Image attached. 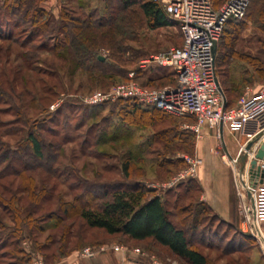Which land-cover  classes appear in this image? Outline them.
<instances>
[{
  "label": "rangeland",
  "instance_id": "obj_1",
  "mask_svg": "<svg viewBox=\"0 0 264 264\" xmlns=\"http://www.w3.org/2000/svg\"><path fill=\"white\" fill-rule=\"evenodd\" d=\"M5 1L9 3L13 0H0V15L3 19ZM224 1L219 0L217 3L214 0L213 4L220 6ZM106 5L117 7V2L35 1V6L44 8L49 15L45 17L52 21L48 30L53 27V22L58 28L65 20L68 21V17L105 14ZM131 9L134 11L118 13L111 29L112 33L119 31L113 35V48L103 44L97 47L101 60L106 59V63L114 66L115 71L111 73L77 69L66 47L47 50L61 40L62 34L56 27L52 33H43L37 28L33 44L42 45V48L29 55V59L25 58L28 48L20 46L21 39L17 42L20 45L0 40V142L3 144L0 145V194L7 201L11 196H16L14 207L21 210L22 223L28 221L23 211L32 209L34 213L31 219L41 226L40 230L32 228L28 232L27 227L21 224V229L11 235L14 213L9 212L8 203H1L0 264H28V259L32 258L42 264H54L69 253H56L53 256L62 242L61 230L54 227V219L48 218V215L60 209L64 202H73L84 188L99 192L101 187L110 189L114 184L131 182H138L167 200L172 221L178 227L188 229L187 234L206 253L210 264H251L249 254L223 252L226 247H232L227 246L226 241L237 235L239 223H245L244 228H247L250 221L245 209L248 204L245 191L246 186H252L253 182L248 156L245 159L246 152H239L245 140L243 137H237L240 142L236 147L238 155L227 159L232 177L231 191L238 193V198L230 220L225 221L212 209L201 207L202 188L197 181L201 160L195 168L194 177L174 186L167 184L190 168V160L200 159L195 151V143L201 139V132L197 134L184 128V125L194 123L193 117L158 112L162 120L157 119L153 123L145 115L135 117L131 112L126 114L125 109L129 110V106L121 101L100 104L84 102L86 97L95 92L108 93L114 86L130 81L145 89L175 84L174 74L169 69L140 67L141 61L148 56L181 45L178 26L171 24L150 28L137 6ZM63 14L66 15L65 20H61ZM4 28L5 25L2 26ZM11 28L15 34L24 29L21 24ZM227 28L219 40L220 56L216 65L220 86L227 97L236 99L246 90L254 92L264 87V0H257L256 3L252 1L245 18ZM21 34L24 37L27 33L21 31ZM232 41H235L234 56L227 60L225 54L229 52L228 46ZM115 48L119 49L117 53ZM112 53L118 55V59L113 58ZM130 72H134L132 77L129 76ZM227 72L232 73L227 75ZM243 78H247L248 82L242 81ZM229 85L231 88L227 90ZM162 129L183 133V139L186 135L189 138L183 141L172 139L168 146H164V143L153 138ZM29 130L36 133L40 140L44 155L41 160L24 158V146L18 140ZM211 130L217 152L225 157L219 134ZM223 140L225 144H235L229 134L224 133ZM8 149H11V157L20 158L23 162L1 159L2 150ZM12 171H24L22 174L26 177L14 175L17 173L12 174ZM239 177L241 180H238ZM26 188L29 190L25 191ZM31 188L37 197L29 194ZM178 193L181 194L179 199L176 198ZM91 202L93 206L98 204L94 199ZM2 207L7 209L3 210ZM62 223H74L71 241L82 242L80 248L73 250L79 254L85 247L93 250L105 248L104 251L108 248L112 251L123 249L130 251L134 257H143L153 263L189 264L152 239L132 240L122 234H106L100 229H82V221L77 216ZM193 223H197L194 235L189 229ZM4 241L13 244L2 248L1 243Z\"/></svg>",
  "mask_w": 264,
  "mask_h": 264
},
{
  "label": "trees",
  "instance_id": "obj_2",
  "mask_svg": "<svg viewBox=\"0 0 264 264\" xmlns=\"http://www.w3.org/2000/svg\"><path fill=\"white\" fill-rule=\"evenodd\" d=\"M35 1L36 0H13L9 3L5 1V19H3L0 15V40H7L17 45V42L21 39L22 43L21 45H18L28 48L27 53H25V58L27 57L28 59L29 55H33L34 52L39 50V48H42V45L36 46L33 44L35 33H37V28L42 30L43 33H49L50 31V33H52L54 27H56V23L53 22V27L48 30V25H50L52 21L45 17L48 14H46L44 8L35 6ZM213 1L214 0H212V3ZM215 1L218 3L219 0ZM252 1L255 3L257 2V0H251L250 3H252ZM116 2L117 7L106 5L105 9L107 10V13L100 16L88 14L85 17H81L78 15L74 17H68V21H66V15L63 14L61 20H65V22H61L62 24H60L58 28L56 27L60 31V34H62L61 40L60 42L54 43L52 47H47V50L66 47L67 52L74 61L77 69H82L86 72L96 71L99 73H111L112 71H115L114 66L112 64L106 63V59H99L97 47L103 44L107 47H110V49L113 48V35L119 31L112 33L111 29L114 25V22L117 20L119 12H133L134 10L131 8L132 6L136 5L141 15H143V17L146 19L150 28H159L175 24L163 12L158 3L154 2L153 0H116ZM4 20H6V22H4ZM238 22L241 21H227L222 35L227 31L228 26L235 23L237 24ZM20 24L24 28L21 29V31L27 33L24 37H22L21 31L18 34H15L11 28V26H20ZM3 25H5L4 29H2ZM234 43L235 41H232V44L228 46L229 52L227 51L225 54L227 60L234 56ZM218 44L219 41L217 43L215 64H217L216 60L218 61V56H220ZM114 50L117 53L119 49L115 48ZM111 51L113 52V50ZM112 55L113 58L118 59V55L115 56L113 53ZM222 57L221 59H223ZM226 67L225 69H227ZM216 73L218 77V68L216 69ZM227 75H229L228 72ZM244 80L248 82L247 78L242 79V81ZM230 88L231 85L227 87V90ZM223 92L226 98V106L229 107L234 105L237 99L234 102L232 101L233 99L227 97L224 90ZM120 101L129 106V110L125 109V113L131 112L132 114H135V117H141L142 115H145L150 118L153 123L157 119L162 120V115H159L158 112H164L152 105L141 104L132 98L119 99L115 103ZM169 130L162 129L160 132L154 134L153 138L164 143V146H168L172 139H180L183 141L185 138H189L186 135V137L183 139V133L179 134V132ZM169 132L170 134H168ZM18 141L19 144L21 143L22 146H24L22 150L26 160L27 157L33 158L35 160H41L44 157L40 140L38 139L36 133H34L32 130H29L23 134ZM0 145L3 144L0 142ZM10 150L11 149H8V151L2 150L1 159H8L9 161L20 163V158L14 159V157H11L12 155L10 156ZM28 169L30 168H26V170ZM49 170L51 171L50 168ZM23 172L24 171L17 173L12 171L11 173H17L14 175H21L24 178L26 176L22 174ZM24 190L28 191L29 189L26 188ZM100 190L101 191L97 192L92 190V188H84L82 192L74 198L73 202H64L60 205V209L48 215V218L54 219V227L61 230L60 234L62 242L59 245L57 251L53 253V256L56 253H59V255L70 253L71 251L82 246V242L80 241H77L76 243L71 241V238L74 235L71 231V227H73L74 223H62L66 219L77 216L82 221V229H100L106 234H122L132 240L152 239L154 242L167 248L172 254L185 259L189 264H210L206 254H204L203 251L199 249L197 244H195L187 234L189 232L188 229L178 227L172 221L166 199H162L159 195L154 194L151 189L146 188L144 185L139 184L138 182L114 184L110 189L105 186L101 187ZM30 193L32 197H34V195L36 196L35 190L32 188L29 194ZM180 195L181 194L178 193L176 198L179 199V197H181ZM92 199L98 201L96 206L92 205ZM16 200V196L13 195L7 201L0 194V204L2 203L6 205V203H8V208L10 210L9 212L14 213V215H12L14 223L12 232H10V234L13 235L16 233L15 230L21 229V224H24V226L27 227L28 232H30L32 228H37L40 230L41 226L37 223L35 224V219H31V215L34 213V210L32 209L23 211V214L25 218L28 219V221H26V223H22V215L19 213L21 210L14 207ZM201 203L203 204L201 205L202 208L210 210L208 205L203 202ZM2 208L3 210L7 209L6 207ZM196 226L197 223H193V225L189 227L192 232L191 234L193 235L196 232ZM1 227L2 225L0 224V228ZM241 235L243 236V234L238 230L237 235H233L230 237V239H227V246L232 245V247H226V249L223 251L225 252L224 254L237 251L239 245L234 243L235 241L233 237ZM9 242L10 243H7V241L2 242L1 247L5 248L9 244H13L11 241ZM17 245L18 243H16L15 246ZM29 261L30 260L28 259L27 263H29Z\"/></svg>",
  "mask_w": 264,
  "mask_h": 264
},
{
  "label": "built area",
  "instance_id": "obj_3",
  "mask_svg": "<svg viewBox=\"0 0 264 264\" xmlns=\"http://www.w3.org/2000/svg\"><path fill=\"white\" fill-rule=\"evenodd\" d=\"M177 26L182 43L148 56L141 61V69L158 67L169 69L175 77V84L159 89H145L130 81L114 86L108 93H93L84 99L89 104L132 98L144 105H152L166 114L177 117H193L194 123L184 125L199 134L203 126L214 129L219 134V124L223 132L233 137H243L240 151L248 140L264 130V87L258 91L246 90L235 104L226 106V98L220 86L212 47L218 43L229 20L241 21L245 18L251 0H225L215 7L212 0H153ZM217 50V48H216ZM134 72H130L132 77ZM218 81L219 84L216 83ZM264 137L247 152L248 161L254 158L256 149ZM264 169V161L257 162ZM190 168L178 174L168 186H174L195 176V168L200 159L190 160ZM252 186H246L254 199L258 223L264 221V178L256 176L250 168ZM262 180V181H261ZM249 203L245 205L247 210ZM116 248V247H115ZM105 248L93 250L85 247L81 254L94 256Z\"/></svg>",
  "mask_w": 264,
  "mask_h": 264
},
{
  "label": "crops",
  "instance_id": "obj_4",
  "mask_svg": "<svg viewBox=\"0 0 264 264\" xmlns=\"http://www.w3.org/2000/svg\"><path fill=\"white\" fill-rule=\"evenodd\" d=\"M231 73L232 72H229V75ZM236 99H233L232 101L235 102ZM224 133L229 134L223 132V135ZM213 134V130L207 126H203L201 129L202 137L195 143L196 154L201 160V166L199 167L197 175V181L202 188L200 201L208 205L210 209L223 218V220L229 221L233 210H235L238 193L231 191L232 177L230 175L227 159H230V156L233 157L234 154L238 155L236 147L240 142L237 138L229 134V136L231 135L233 137L235 144L232 143L229 145L224 142L225 146L228 147V149L226 148L227 151L224 149L226 155L224 157L216 150V141L214 142ZM240 198L242 199L241 196ZM246 198L249 203L247 195ZM244 224L245 223L242 222L239 223L237 229L243 234V236H246L243 237L241 235L233 237L235 241L234 243L239 245V247L237 248V251L230 252L229 254L246 253L250 256L251 264H264V255L257 240L251 234L249 222L247 228H244ZM258 226L264 236V221H260ZM28 264L42 263L32 258ZM54 264H160V262L153 263L149 259L143 257H134L131 252L127 250L121 249L118 251H112V249L108 248L106 251L97 253L93 257H85L78 252L73 251L60 258Z\"/></svg>",
  "mask_w": 264,
  "mask_h": 264
},
{
  "label": "water",
  "instance_id": "obj_5",
  "mask_svg": "<svg viewBox=\"0 0 264 264\" xmlns=\"http://www.w3.org/2000/svg\"><path fill=\"white\" fill-rule=\"evenodd\" d=\"M216 48H217V44L214 43L213 47H212V53L213 55H215L216 53ZM99 59H102V57L100 56ZM217 84L218 81H216ZM219 137H220V141L222 146L225 148V144L223 141V127L222 124H219ZM264 137V130L259 132L253 139L248 140L245 145H244V150H245V159H247V152H249L252 148V146L260 141L262 138ZM227 151V150H226ZM245 159H243L245 161ZM258 161H264V139L261 141V143L259 144V147L256 149V152L254 154V158L251 159L250 162V168L251 170L254 169L253 173L258 176L260 175L262 178H264V169H261L260 165L257 163ZM245 162H243V166H244ZM242 166V168H243ZM241 168V170H242ZM262 181V180H261ZM246 195L249 199V207L247 208V212L249 214L250 217V221H249V226L251 229V234L252 236L257 240L258 245L264 255V236L262 235L259 226H258V221H257V216H256V210H255V204H254V199L251 195V193L249 191H246Z\"/></svg>",
  "mask_w": 264,
  "mask_h": 264
},
{
  "label": "bare ground",
  "instance_id": "obj_6",
  "mask_svg": "<svg viewBox=\"0 0 264 264\" xmlns=\"http://www.w3.org/2000/svg\"><path fill=\"white\" fill-rule=\"evenodd\" d=\"M238 180H241V178L239 177ZM247 208H248V206H247Z\"/></svg>",
  "mask_w": 264,
  "mask_h": 264
}]
</instances>
